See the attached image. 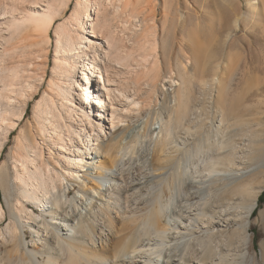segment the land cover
I'll use <instances>...</instances> for the list:
<instances>
[{
  "label": "bare ground",
  "instance_id": "bare-ground-1",
  "mask_svg": "<svg viewBox=\"0 0 264 264\" xmlns=\"http://www.w3.org/2000/svg\"><path fill=\"white\" fill-rule=\"evenodd\" d=\"M132 2V0H77L72 13L67 15L72 0H0V161L6 145L10 142L11 133L20 130L16 137L17 147L13 152L14 177H11L5 160L2 159L0 165V187H3L5 192H10L11 186L16 188V193L9 195L11 200L5 198L9 207L15 212L12 213L13 217L4 230L2 226L7 222V210L10 208L6 209L0 198V228L2 227L0 242L6 240L13 247L12 251H8L9 264H16L14 261L17 260L14 258L22 248H25L23 238H27L28 232H24L22 237L19 225L31 226L33 222L36 223L35 219L39 216L31 205L44 213L49 204L57 206L62 203L61 192H64L63 197L71 196L72 192L66 189L67 185L82 178L87 180L82 187L83 192L92 190L94 196L91 197L95 199L97 189L105 178L103 177L105 171L116 166L121 151L126 147L121 141L105 144V140L108 138L107 130L113 131L123 126L122 116L127 109L119 108L120 103L124 101L129 107L131 106L130 112L133 110L142 112L144 106L135 96L120 88L121 83L117 78L119 76L117 69H128L133 58L132 51H129L125 41L130 44L134 42V37L131 39V34L126 36L125 30H129V20L124 19L129 17L127 10ZM63 18L64 21L61 22ZM117 22L122 26L121 29L124 28L122 31L116 27ZM133 26L134 30H130L132 36L142 34V37H147L148 30L145 31L143 20L138 19ZM52 32L56 39V70L63 71L64 74L61 75L66 77V82L61 85V82H57L53 77L49 81L51 90L42 91L47 81V73L45 71L42 76L35 77L38 70L35 59L41 61L44 57L46 63H49L50 49L53 46ZM139 35L138 38L135 36L137 40ZM144 41L145 50L150 47L156 51L158 46L156 40L154 43H150L151 41L147 39ZM20 43L25 46L22 44L23 48L19 47ZM140 49L139 47V51ZM145 52L142 53L143 56ZM20 53L28 59L18 60ZM142 55L140 57H143ZM138 59L135 62L140 61V58ZM258 70L264 73V68ZM216 80L219 86L217 93L214 94V90L209 86L208 93L205 92L207 95L202 94L207 96L204 102L207 104H204L203 111L207 110L206 113L213 117L218 113L222 115L221 124L216 127L215 133L213 122L209 120L210 124H208L209 122H205L208 119L202 121L199 114L201 111L199 112L196 103H192L191 98L182 93L175 99L177 105L172 119L174 125L172 127L167 125L163 130L155 154V169L172 170L164 182L162 196L157 197L159 206H155L143 217L134 219L135 225L130 227V234L120 240L113 249L105 248L101 251H89L82 247V244L85 245L89 241L91 244L97 243L95 224L97 219L90 222L89 219L81 217L78 225H68L72 229H77L76 232L80 237H69L65 241L58 239L56 242L61 251L67 253V257L50 256L45 264H160L161 262L176 264L173 258L187 255L189 256L186 260L187 264H195L196 259L202 258V253H204L202 264H208L211 260L215 262L216 256L212 255L214 251L209 250L208 241L202 240L200 246L188 241L180 244L172 243L171 229L162 223V219L172 203L175 186L185 185L189 189L197 182L187 184L188 177L192 179L209 177L219 171L216 165L223 164L222 160L234 163L235 153L223 155V151L234 142L233 137H230L231 126L224 107L228 94L227 87L223 84V80L218 78ZM170 82L175 86L178 85L174 79ZM41 92H43L42 96H40ZM92 100L97 103L93 104ZM32 101H37L34 109L36 126L35 129L33 126L28 129L22 126V123L26 120V110ZM206 105H208L207 109ZM198 118L200 122H196ZM177 129H180L178 133ZM179 133L181 134L177 139ZM192 138L197 141L196 145L192 149H186L181 142L186 144ZM114 139L116 136L112 137L111 141ZM234 146L233 144V150H236ZM130 148L131 146L128 149ZM213 150L218 153L216 159L209 155ZM262 150L264 152V149ZM93 154L101 157L99 165L94 169L99 175L98 179L92 177L87 167L88 161L94 159ZM262 162L264 163V158ZM199 164L203 165L200 169ZM112 180L121 181V178L112 175ZM112 188L114 190V187ZM136 188L137 185L123 186L122 182L118 190L125 200V196ZM107 190L110 191L109 188ZM246 193L242 186L232 192L233 196L239 197L243 212L235 220L238 229L224 243L230 252H237L241 264H256L255 257L250 251L252 237L249 228L253 214L259 206V194L252 192L246 195ZM99 195L101 198L104 197L100 193ZM163 198H166L165 201ZM119 201L120 199L114 200L115 205ZM94 217L99 216L94 213ZM63 218L67 223L71 220L65 216ZM110 219H105L104 225L101 222V232L105 229L113 231ZM222 223H227L229 226L230 219L226 218L218 222L212 220L209 225L214 228L223 227ZM226 233L222 232L220 235ZM153 236L162 239L163 243L157 247L144 245L143 238L147 237L151 240ZM5 243L2 244L4 247ZM180 246L183 247V253L174 254L180 252ZM199 248L202 252H199ZM52 249L55 250V246H52ZM165 251L168 252L167 255H164ZM44 253L45 251L28 250L25 256L22 253V258L25 260L21 259L24 263L27 260L33 262L38 255ZM163 255L167 259L166 262L162 260Z\"/></svg>",
  "mask_w": 264,
  "mask_h": 264
},
{
  "label": "rangeland",
  "instance_id": "rangeland-1",
  "mask_svg": "<svg viewBox=\"0 0 264 264\" xmlns=\"http://www.w3.org/2000/svg\"><path fill=\"white\" fill-rule=\"evenodd\" d=\"M76 1L72 0L67 15L72 13ZM132 1L130 6L132 9L129 7L127 10L131 19L124 18L129 20V24L127 23L129 30L127 29L128 32L125 30L126 36H130V34L132 36L130 30H134L133 25L138 19L145 22V31L148 30L149 33L146 32L147 37L138 34L139 41L137 40L138 35L130 36L131 39L134 37V42L137 40L135 47L134 42L129 44L125 41L129 51H132L133 58L128 69H117V73L119 72L117 78L122 84H120V88L135 96L145 107L143 106L142 112L138 111V113L136 110L130 112L131 106L129 107L124 101L120 103L119 108L127 109V112L124 111L122 116L123 126L113 131L107 130L108 138L105 140V144L121 141L123 146L128 148L131 146V148L126 149L125 147L120 156L118 155L116 166L105 171L103 176L105 178L97 189V192L104 195L103 198L96 192L95 199H92L91 196L94 194L89 189L87 193L83 192L82 187L87 183V180L82 178L67 185L66 189L71 190V196L63 197L64 192L60 193L61 204L57 206L49 204L44 213H41L36 206L31 205V208L39 216L35 219L36 223L33 222L31 226L19 225L22 237L26 231L28 236L26 239L23 238L25 248H22L19 255L17 254V257L14 258L17 260L14 261L16 264H45L50 256L62 255V258H66L67 253L62 252L56 242L58 239L65 241L69 237H80L76 232L77 229H72L68 225H78L81 217L89 219L90 222L97 219L95 223L97 243L91 244L89 241L85 245L82 244V247L84 246L89 251L113 249L120 240L128 236L131 231L130 227L135 225V223L133 224L134 219L143 217L150 213L155 206H159L157 197L162 196L164 182L172 172L170 168L155 169L154 162L163 130L167 125L171 127L174 125L172 119L177 105V101H175L177 95L184 93L191 98L192 103H196L195 105L200 109L199 112L201 111L198 113L201 114L202 121L208 119L205 122L208 123L209 120L213 122L215 133L216 127L221 124L222 115L218 113L214 117L210 116L206 113L207 110L203 111L205 110L203 108L204 104H207L204 103L207 100L205 92L208 93L209 86L214 90V94L217 93L219 87L217 78L223 80V84L227 87L228 94L224 107L231 126L230 137H233V144L236 146V150H233L231 143L223 151V155L235 153L233 155L234 163L222 160L223 164L216 165V169L219 171L209 177L197 179L188 177L187 184L193 181L197 182L189 189L185 185L175 186L172 192V203L166 211L162 223L171 229L172 243L180 244L188 241L199 245L202 240L208 241L209 250L214 251L212 255L216 256L215 262L211 260L208 264H241V260L236 255L237 252H230L224 241L228 240L238 229L235 220L243 212L240 208L242 203L238 196H233V190L242 186L247 191L246 195L256 192L260 196L264 192V163L262 162L264 158L262 150L264 149V73L258 70V68H264V0ZM135 8L138 11L134 10ZM60 21L63 22L64 18ZM116 24L118 30L124 29H121L122 26L118 22ZM52 36L53 46L50 49L49 63H46L44 57L41 61L35 59L38 68L35 77L42 76L45 71L47 73V81L42 91L51 90L49 81L53 77L57 82H61V85L66 82V77L62 76L63 71L56 70L54 32H52ZM144 38L151 41L150 43H154L155 40L158 42L156 51L148 47L146 49L148 51L145 52L143 46L146 39ZM22 44L20 43L19 47L23 48L26 43ZM139 47L143 50L139 51ZM22 55V53L19 54L18 60L28 59ZM137 57L142 61L135 62L139 60ZM138 62L141 64H137ZM171 79L178 82V85H173L170 82ZM42 95L43 92L40 96ZM36 103L37 101L30 102L26 110V120L22 126H26L28 129L31 126L35 129L34 126H36L34 113ZM193 104L192 106H194ZM207 106H205L206 109ZM198 120L199 118L196 122L201 121ZM179 131L180 129H177L176 132ZM19 133L20 130L11 133L10 142L6 145L2 155V159L8 164L12 178L14 177L13 152L17 147L16 137ZM114 136L116 139L111 141ZM196 142L192 138L186 144H183V141L181 143L186 149H192ZM213 151L209 152V155L211 154L216 159L218 153ZM93 157V160L88 161L87 167L92 173V177L98 179L99 175L94 172V169L96 165H99L101 157L96 154H93ZM201 165L199 164V169L203 167ZM112 175L113 177L119 176L121 181H113ZM122 182L126 187L137 185L136 189L125 196V200L122 199L118 190ZM108 188L110 191H106ZM10 193H16L14 186H11L10 192H5L3 187H0L3 204L6 209L10 208L7 210V222L2 226L3 230L12 219V213L15 212L5 200V198L11 200ZM110 197L114 200L120 199L119 203L115 205L114 200ZM165 199L163 198V201ZM94 213L98 214L100 222L98 218L94 217ZM64 216L71 219L69 223L64 221ZM225 217L230 219L229 226L227 223H222L223 227L215 228L209 225L212 220L218 222L226 220ZM107 218H111L114 232L109 229L101 232V222L104 225ZM221 231L227 233L221 236ZM249 232L252 237L251 255L255 257L256 264H264V204L256 217L252 218ZM143 239L144 245L147 247L149 245L157 247L163 243L162 239L156 236H153L151 240L147 237ZM1 242L0 264H9V252L13 247L6 240ZM3 243L6 244L5 247L2 245ZM52 246H55V250L52 249ZM28 250L45 251V253L38 255L33 262L27 260L24 263L25 259L22 258V253L25 256ZM179 251L174 254L183 253V247ZM199 252H202L200 248ZM167 253L165 251L164 255ZM164 255L162 260L166 262L167 259ZM203 256L204 253H202V258L194 261L195 264H202ZM188 258L187 255L175 257L172 260H175L176 264H187ZM160 264L166 263L161 262Z\"/></svg>",
  "mask_w": 264,
  "mask_h": 264
},
{
  "label": "trees",
  "instance_id": "trees-1",
  "mask_svg": "<svg viewBox=\"0 0 264 264\" xmlns=\"http://www.w3.org/2000/svg\"><path fill=\"white\" fill-rule=\"evenodd\" d=\"M0 198H1V194H0ZM258 203H259V206H258L257 210L253 214L254 217H256V215L258 214L259 210L262 208V206L264 204V192L259 196ZM255 242H257V241L255 240Z\"/></svg>",
  "mask_w": 264,
  "mask_h": 264
}]
</instances>
